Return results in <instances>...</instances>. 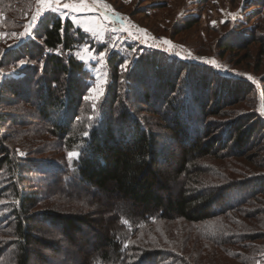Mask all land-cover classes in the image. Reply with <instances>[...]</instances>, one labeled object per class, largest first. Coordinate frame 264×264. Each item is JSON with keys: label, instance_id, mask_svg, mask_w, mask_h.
Returning a JSON list of instances; mask_svg holds the SVG:
<instances>
[{"label": "trees", "instance_id": "16d2710c", "mask_svg": "<svg viewBox=\"0 0 264 264\" xmlns=\"http://www.w3.org/2000/svg\"><path fill=\"white\" fill-rule=\"evenodd\" d=\"M243 26L220 50L248 41L264 50L258 26ZM87 45L105 53L106 86L93 108L85 99L92 76L76 54ZM3 60L16 69L0 85V211L8 210L0 264H256L264 147L253 143L264 142V76L256 89L157 47L94 43L55 11ZM256 90L257 105L250 98L251 110L235 115L230 108ZM16 141L49 155L21 163Z\"/></svg>", "mask_w": 264, "mask_h": 264}, {"label": "rangeland", "instance_id": "374dc122", "mask_svg": "<svg viewBox=\"0 0 264 264\" xmlns=\"http://www.w3.org/2000/svg\"><path fill=\"white\" fill-rule=\"evenodd\" d=\"M111 1H114L125 13L133 12L132 17L134 20L128 17L127 14L117 13L103 0H29L26 3H24L25 0H0V85L5 78L12 76V72L16 69L13 64L5 67L2 64L6 51L26 41L27 39H23L21 42L18 39L19 34L24 32L26 28L30 33L35 32L45 14L52 11V9H56L55 12L61 15L62 11H66L62 15L63 18L72 15L73 19L82 26L85 24L84 17H89L91 21H93V18L98 17L107 18L110 24L101 25V32L98 31L95 34L100 37L106 34V41L110 45L113 44V47L123 49L127 43L138 42L142 45L163 49L172 56L186 62L209 66L210 64L199 62L198 59H192V57L205 58L208 61L214 60L215 66L219 68L222 74L238 75L241 79L248 78L249 81L254 83L256 89H261L262 86L257 79L264 76V50L261 43L259 41H248L241 47L230 46L231 48L228 50H220V42L221 40L230 41L229 34L227 35L228 31L234 30L233 28H236L240 22L244 23V28L258 26L259 29L255 31L256 35L264 38V3L257 6L252 4L255 0ZM83 2L92 5L88 11H86L87 8L81 7ZM156 4H163V6L142 12L146 6ZM65 5L69 7L66 8ZM74 6L80 9H77L76 12L72 10L73 13H70L69 10ZM250 13L254 17L249 20L247 15ZM33 16L38 17L37 27L31 26ZM190 17L197 18L198 22L193 27L185 29L183 25ZM89 34V38H92L91 33ZM157 36L160 37L159 42ZM32 37L33 35H31ZM164 41H168L171 46L164 48ZM91 50L89 45L82 46L76 54L85 62L92 76V80L89 81L90 87L86 93V97H88L86 101L93 108L94 103L98 101L104 92L106 77L104 57L95 54ZM257 92L258 90L254 91V98L251 93L247 94L245 99H241L238 104L230 109H233L237 116L249 112L251 109L248 108L247 103L252 98L254 104L257 105L259 98ZM259 93H262V90ZM22 105L11 107L8 112H18V110H21ZM230 117L224 116V118L218 119L226 120ZM16 143V145H20L19 142L16 141ZM16 145L13 146L15 157L20 159L18 161L21 163H27L30 159L36 161L38 158L48 157L47 155H49H38L28 147L24 148L21 145ZM253 145L257 148L264 147V142L261 137L255 136ZM257 154V149L251 150L248 152L247 158L256 161ZM7 211V209H3L0 214L4 213L6 215ZM256 231L259 233L262 229ZM256 231L253 233H256ZM256 243H262V239ZM256 264H264V253L257 259Z\"/></svg>", "mask_w": 264, "mask_h": 264}, {"label": "crops", "instance_id": "0c3cea01", "mask_svg": "<svg viewBox=\"0 0 264 264\" xmlns=\"http://www.w3.org/2000/svg\"><path fill=\"white\" fill-rule=\"evenodd\" d=\"M51 6V5H50ZM72 6V5H70ZM85 7L87 8L86 11H88L89 7L92 6L91 4L89 5V3H85L83 2V4L81 5V7ZM76 8V9H75ZM77 9H80L79 7H71V9L69 10L70 13H73V11L76 12ZM73 10V11H72ZM62 11V10H61ZM66 11H62V15L65 14ZM61 17H64L62 16L61 14H59ZM66 18H69L75 26L81 28L84 32L87 33L88 35V38H89V33H91L92 35V40L89 38L90 41L94 42V43H102V42H106V34L102 37H100L99 35H96L98 31L101 32V25H106L109 23V20L107 18H104V17H98V18H93V21H91L89 19V17H84V23L83 24L84 26H82L81 24H79L75 19H73V16L72 15H67ZM110 24V23H109ZM97 30V31H96ZM96 33V34H95ZM111 40V39H110ZM113 46V44H111ZM92 51V50H91Z\"/></svg>", "mask_w": 264, "mask_h": 264}, {"label": "snow or ice", "instance_id": "6c2138e0", "mask_svg": "<svg viewBox=\"0 0 264 264\" xmlns=\"http://www.w3.org/2000/svg\"><path fill=\"white\" fill-rule=\"evenodd\" d=\"M65 7L67 8L69 6L68 5H65ZM52 11H56V9H52ZM37 24H38V17L37 16H33L32 17V25L31 26L32 27H37ZM31 35H34V32L30 33L29 30H28V28H26L24 32H21L19 34L18 39H20V41L22 42L23 39H30L31 38ZM165 43H169V42L168 41H165ZM99 55L101 57H104L105 56V53L104 52H101ZM192 59H198L199 62L206 63V64H210L211 66H214L215 65V61L214 60L213 61H208L205 58H195V57H192ZM19 63H20V65H23L25 63V61L24 60H20ZM121 68L122 69H126L127 68V65L126 64L125 65H121ZM85 99H88V97H85ZM85 135H87V134L85 133ZM67 156H68L69 159H73V158H77L79 156V153H77V152H68L67 153Z\"/></svg>", "mask_w": 264, "mask_h": 264}, {"label": "built area", "instance_id": "2783aa9c", "mask_svg": "<svg viewBox=\"0 0 264 264\" xmlns=\"http://www.w3.org/2000/svg\"><path fill=\"white\" fill-rule=\"evenodd\" d=\"M157 38H158L157 41L159 42V41H160V40H159L160 37L157 36ZM163 43H164V45H163L164 48H166L167 46H168V47L171 46L170 43H165V41H164Z\"/></svg>", "mask_w": 264, "mask_h": 264}]
</instances>
